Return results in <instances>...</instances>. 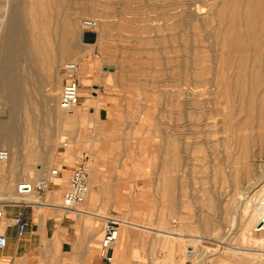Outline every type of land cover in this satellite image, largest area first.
<instances>
[{"label": "rangeland", "instance_id": "374dc122", "mask_svg": "<svg viewBox=\"0 0 264 264\" xmlns=\"http://www.w3.org/2000/svg\"><path fill=\"white\" fill-rule=\"evenodd\" d=\"M83 20L103 25V44L76 38ZM263 45L264 0H0V150L12 153L0 193L7 180L40 181L53 153V169L74 165L87 151L74 144H130L121 171L119 159L101 167L98 198L112 203L115 173L139 180L122 207L99 211L139 226L129 228L121 264H263L253 217L264 204ZM75 58L91 69L81 92L98 98L92 109L112 104L109 122L88 109L84 124L64 127L78 109L68 115L58 100L44 102L59 96L62 68ZM123 115L129 126H113ZM99 241L87 264L101 263Z\"/></svg>", "mask_w": 264, "mask_h": 264}, {"label": "crops", "instance_id": "0c3cea01", "mask_svg": "<svg viewBox=\"0 0 264 264\" xmlns=\"http://www.w3.org/2000/svg\"><path fill=\"white\" fill-rule=\"evenodd\" d=\"M90 70V67L86 66V68L82 67L79 72V96L85 97L86 100L81 106L77 105L75 108L78 109L77 113L69 117L74 127L81 126L86 122L88 109H91L90 114L96 122H109L112 116L109 110L112 104L107 102L105 107L94 110L91 107V99L97 100L98 98L81 92V89L91 85L89 79H87L90 76ZM110 79H113L112 75L105 76L106 81ZM82 97H79V100ZM111 120L113 126L115 124L129 126L126 124V117L124 115L121 118L118 116ZM124 129L127 130L125 127ZM73 133H75L73 135L74 137L76 131ZM98 138L99 136L96 137V139ZM77 147L81 149L85 148L87 151H82L80 155L85 156L88 162L91 161L88 178L89 192L85 200L84 208H76V206L73 212H65L59 206L58 201L61 199L67 187L68 176L74 165L58 164L56 169L60 171V175L58 178H51L49 172L53 170L52 167L55 165L54 153L43 163L36 180H43L44 177H49L52 182L54 180L61 182L57 183V185L50 186L49 190L41 196L35 192L20 193L17 191L18 184L22 182L27 183L30 180L29 177L23 175L24 169L21 171V176L26 177L25 180L19 181L15 185L12 180H7V183L11 182V186L8 188L7 185L6 189L0 193V205L8 203V205L0 209V231L7 240L6 247L0 250V264H65L66 262H69L68 264H75L77 261H80L81 264H87L89 255L96 248L95 242L99 236L101 237L103 215L99 211L104 210L105 207L112 208L118 203L122 207L123 200L121 197L130 196L128 193L130 187L131 190H134V186H136L137 191H139V180L133 181L134 183L132 184L127 181L123 182L121 180L122 177L115 173L112 183L114 188L112 203L108 204L106 201L98 200L99 196H102L100 189L101 167L114 166L115 160L118 161L119 159L117 170L121 171L122 165L129 163L126 160L128 158L130 144H74L73 152ZM63 153L60 152V154ZM68 156L70 157V154ZM112 171H114L113 168ZM134 171L139 172L140 170L137 169ZM43 173L46 176H42ZM62 181L63 183L65 181V186H63ZM47 193H50V196L45 197ZM135 195L137 196V193ZM94 207H97V214L88 211L89 208ZM112 213L113 211L109 210V214L113 215ZM18 215H21L26 223L25 231L20 237H18L17 227L13 223V219ZM113 216L115 217V215ZM85 217H90L92 220H85ZM122 223L124 225L121 224L119 228V239L114 248L115 262L113 264H121V261H123L124 241L130 237L129 228L139 227L127 221ZM172 226L173 223H171L170 227ZM76 249H79V252L73 251Z\"/></svg>", "mask_w": 264, "mask_h": 264}, {"label": "built area", "instance_id": "2783aa9c", "mask_svg": "<svg viewBox=\"0 0 264 264\" xmlns=\"http://www.w3.org/2000/svg\"><path fill=\"white\" fill-rule=\"evenodd\" d=\"M83 27L87 32L94 33L96 23L92 20H84ZM78 67L79 66L75 63H67L62 68L65 83L62 85V88L59 92L58 106L60 110L67 114H72L77 105H79L80 86L77 76ZM7 158V152L0 150V162H5ZM59 175L60 171L57 169L50 171L51 177L58 178ZM88 178V159L83 155H79L76 163L70 170L67 180V187L61 197V208L65 212H72L76 206H79L85 202L89 192ZM54 185H57V183L52 182L49 177H44L43 180L34 184L32 187L27 183L18 184L17 191L23 193L32 190L41 196L49 190L50 186ZM21 187H27V189L21 191ZM13 223L17 227L18 237H20L25 231L26 223L21 215L16 216L13 219ZM120 224L121 221L111 214L103 216V225L98 246L101 264L113 263V247L119 236ZM257 229V232L264 233V223L261 224ZM6 244V237L0 231V250L4 249Z\"/></svg>", "mask_w": 264, "mask_h": 264}, {"label": "bare ground", "instance_id": "6f19581e", "mask_svg": "<svg viewBox=\"0 0 264 264\" xmlns=\"http://www.w3.org/2000/svg\"><path fill=\"white\" fill-rule=\"evenodd\" d=\"M213 7L214 6H211L210 5V12H213L214 11V9H213ZM221 7V6H220ZM71 20V19H70ZM73 21V20H72ZM84 21V20H83ZM83 21H82V28H83V31H82V29L81 30H77V33H78V36L76 37V38H81V40H82V37L85 35V33L87 32L85 29H84V27H83ZM95 22V21H94ZM96 23V28H95V35H94V41H95V44L97 43V44H103V42H104V31H103V25H101V24H98V26H97V22H95ZM99 23V22H98ZM216 24V23H215ZM98 27V28H97ZM227 28V27H226ZM243 28H245L244 26H243ZM230 31H232V30H230ZM77 33H76V30H75V34L77 35ZM227 33V32H226ZM229 33V32H228ZM230 34V33H229ZM228 34V35H229ZM224 36H226V34H224ZM230 36V35H229ZM260 36H262L261 34H260ZM234 37V36H233ZM76 38H75V41H76ZM223 38V37H222ZM227 39V38H226ZM224 40V39H223ZM225 41H227V40H225ZM222 42H224V41H222ZM251 42V41H250ZM75 43V42H74ZM79 44V43H78ZM227 44V43H226ZM225 44V45H226ZM93 46V45H92ZM264 46V45H263ZM229 46H227V48H228ZM89 48V47H88ZM92 48V47H91ZM65 51V50H64ZM234 51V50H233ZM237 51V50H236ZM66 53L67 52H64L63 53V55L64 56H61V58H59L57 61H56V63H60L61 61H63L64 59H65V57H66ZM237 53V52H236ZM68 54V53H67ZM225 56V55H224ZM230 56V55H229ZM67 58V57H66ZM229 58V57H228ZM66 60V59H65ZM233 60H234V58H233ZM74 62H75V64L76 63H79L78 62V60L75 58V60H74ZM79 67H78V72H77V76H78V79H79V72H80V70H81V68L84 66V65H82L81 63H79V65H78ZM106 70H108V68H105ZM109 71V70H108ZM111 72V71H110ZM83 73V72H82ZM262 76H264L263 75V73L261 74ZM215 77V76H214ZM56 78H57V82L55 83L56 84V87L58 86H60V83H61V76H56ZM213 80V79H212ZM252 84V83H251ZM253 85V84H252ZM214 86V85H213ZM263 87V86H262ZM261 87V88H262ZM214 88V87H213ZM216 88V87H215ZM259 88H260V86H259ZM260 88V91L262 90ZM252 93H253V91H252ZM254 94V97H255V95L257 96L258 94H259V89L258 88H255V92L253 93ZM49 98L50 99H54V100H58V96H52V97H48V96H44V102L45 103H47L48 102V100H49ZM256 103V102H255ZM59 107V106H58ZM256 107H257V105H256ZM60 109L58 108V111H59ZM60 111H62V110H60ZM63 112V111H62ZM226 112V111H225ZM61 118L59 117L58 118V120H60ZM64 123H65V125H64V127L65 126H69V125H73V122H71L68 118H65L64 119ZM67 123H68V125H67ZM236 135H237V133H236ZM5 136L3 135V136H0V138H4ZM2 151H6L7 152V154H8V158H7V160L5 161V162H0V166L2 165V164H6V163H8L10 160H11V158H12V153L8 150V149H6V150H2ZM0 171H1V167H0ZM23 175L24 176H27V170H25L24 169V171H23ZM49 176H50V172H49ZM51 177V176H50ZM51 178H54V177H51ZM41 181V180H40ZM40 181H38V182H40ZM38 182H33L32 180H29L28 182H27V184H29L31 187L34 185V184H36V183H38ZM23 183V182H22ZM11 185V184H10ZM8 187H9V185H8ZM31 192H34V191H28V193H31ZM7 200V199H6ZM220 203V202H219ZM219 205V204H218ZM263 206V208L262 209H260V210H255L253 213V217H255V216H257L258 214H260V217H259V221H258V225L256 226V229L261 225V224H263L264 223V204L262 205ZM74 211V210H73ZM72 211V212H73ZM122 223V222H121ZM122 225H124L123 223H122ZM120 226H121V224H120ZM258 230V229H257ZM118 238H119V236H118ZM118 240V239H117ZM116 244H117V242L115 243V245H114V247H113V249L115 248V246H116ZM228 249H230L231 251H233V252H240V251H242V250H240V249H236V248H228ZM217 250H219V249H217ZM222 251V250H221ZM218 252V251H217ZM174 253V252H173ZM190 258V257H189ZM240 259H244L245 257H243V256H240L239 257ZM114 259V258H113ZM171 259L174 261V257L172 256L171 257ZM257 259H259L260 261H262V260H264V254L263 255H260V256H258L257 257ZM246 260V259H245ZM114 262V261H113ZM240 263L242 262V261H239ZM113 264V263H112ZM257 264H260V263H258L257 262ZM264 264V263H263Z\"/></svg>", "mask_w": 264, "mask_h": 264}, {"label": "water", "instance_id": "95a60500", "mask_svg": "<svg viewBox=\"0 0 264 264\" xmlns=\"http://www.w3.org/2000/svg\"><path fill=\"white\" fill-rule=\"evenodd\" d=\"M94 35H95V34L90 33V32L85 33V35L83 36V41H84L85 43H92V42L94 41ZM108 70H109V71H113L112 68H108ZM20 189H21V191H24V190L27 189V187H21Z\"/></svg>", "mask_w": 264, "mask_h": 264}]
</instances>
